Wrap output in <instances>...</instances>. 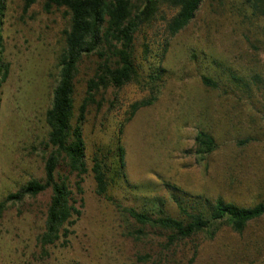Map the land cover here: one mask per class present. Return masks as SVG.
Masks as SVG:
<instances>
[{
	"label": "rangeland",
	"instance_id": "rangeland-1",
	"mask_svg": "<svg viewBox=\"0 0 264 264\" xmlns=\"http://www.w3.org/2000/svg\"><path fill=\"white\" fill-rule=\"evenodd\" d=\"M131 2L136 10L143 3ZM156 7L133 37L137 83L99 90L87 100L81 136L88 170L80 176L79 194L75 174L62 161L56 168L81 200L67 243L47 248L48 255L38 258L35 237L43 227L46 190L2 213L0 264H162L164 239L148 227L134 238L137 225L121 208L151 215L161 209L178 218L171 194L187 212L202 210V200L239 207L264 204V18L251 14L243 0H202L193 18L167 37L166 23L177 9ZM68 18L64 8L44 12L42 0L25 12L22 0H3L0 201L29 180L43 179V161L50 152L44 114ZM97 62L95 55L82 57L76 67L71 126ZM202 77L213 87L204 86ZM149 97L154 98L151 104L129 117L131 105ZM198 132L213 140L208 154L196 153ZM117 138L126 183L114 180L107 195L118 208L96 195L89 172L93 155L108 152L111 157ZM105 162L112 168V159ZM219 227L211 238L199 233L176 244V264H264V217L248 222L240 234L225 224Z\"/></svg>",
	"mask_w": 264,
	"mask_h": 264
},
{
	"label": "trees",
	"instance_id": "trees-1",
	"mask_svg": "<svg viewBox=\"0 0 264 264\" xmlns=\"http://www.w3.org/2000/svg\"><path fill=\"white\" fill-rule=\"evenodd\" d=\"M36 1L22 0V11H27ZM201 1L142 0L141 7L136 10L131 0H42L44 12L52 8H64L69 16L68 29L63 33L64 46L58 59L56 82L51 92L49 108L44 114L48 128L46 145L50 152L43 161L41 181L29 180L0 201L1 218L8 206L20 204L25 199H33L38 194L49 191L42 231L35 237L38 258L46 257L48 255L46 249L55 244L65 245L67 237L72 233L70 228L80 216L81 200L73 197L65 179H60L56 175V168L62 161L69 173L75 174L77 181L74 188L79 194L80 176L86 174L88 170L81 136L87 100L92 93L99 90L119 89L128 83H137V72L132 58L133 37L139 28L154 16L157 4H167L177 9L166 23L167 37H171L193 18ZM243 3L247 5L251 14L264 18V0H243ZM2 11L3 0H0V17ZM92 55L97 57L98 62L92 77L86 82V98L78 107L77 118L71 126L73 76L82 57ZM5 76L6 68L0 63V86ZM201 82L204 86L213 87V83L204 77L201 78ZM156 87L154 83L152 87L154 92ZM153 100V97H149L133 103L129 117L138 108L150 105ZM194 142L197 154H208L214 148L212 138L203 132L196 134ZM109 158L112 159V168L105 162ZM90 164L89 172L95 184L96 195L118 208L107 195V190L114 180L126 183L123 173V149L118 138L111 157L108 152L99 158L93 155ZM168 188L172 193L177 192V188L173 186ZM170 196L178 211V218L166 215L161 209L151 215L131 208H121V211L137 225L131 233L134 238H141L142 227H148L164 239L162 251L165 253L161 257L162 264H176L172 258L176 244L199 233H206L207 237L211 238L219 226L225 224L232 232L240 234L248 222L264 217L262 203L239 207L220 199H215L213 203L202 200V210L187 212L176 196L172 194ZM146 259L147 256L139 258L140 261Z\"/></svg>",
	"mask_w": 264,
	"mask_h": 264
}]
</instances>
